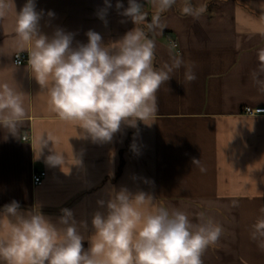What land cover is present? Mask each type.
Listing matches in <instances>:
<instances>
[{
	"label": "crops",
	"instance_id": "1",
	"mask_svg": "<svg viewBox=\"0 0 264 264\" xmlns=\"http://www.w3.org/2000/svg\"><path fill=\"white\" fill-rule=\"evenodd\" d=\"M120 2L128 6V0ZM138 2L151 23L155 9L149 0ZM25 3L14 0L0 19V81L24 93L28 110L18 134L0 128V209L15 200L22 211L36 208L53 223L61 209H70L87 250L93 216L106 215L110 193L122 187L144 191L158 206L185 211L193 223L202 214L221 226L218 242L202 255L203 264H264V250L250 235L264 207V114L242 113L244 107L264 108V91L254 80L258 52L264 49V0H192L206 7L196 19L181 13L178 0L160 14L162 30L150 31L155 67L179 55L194 66L197 79L186 82L182 67L157 92L153 123L122 126L107 143L78 136L74 124L51 110L27 62L13 63L15 14ZM110 3L101 20L104 0H35L42 12L40 31L48 36L57 28L71 32L74 45L87 43L89 30L105 44L118 41L136 25L119 14L117 0ZM49 11L54 15L49 17ZM167 36L175 38L179 53L167 44ZM21 53L28 57L27 51ZM40 133L51 134L65 153L63 169L46 163L51 141L39 153ZM24 134L28 140H21ZM41 171L45 175L35 186L32 174Z\"/></svg>",
	"mask_w": 264,
	"mask_h": 264
},
{
	"label": "clouds",
	"instance_id": "2",
	"mask_svg": "<svg viewBox=\"0 0 264 264\" xmlns=\"http://www.w3.org/2000/svg\"><path fill=\"white\" fill-rule=\"evenodd\" d=\"M155 15L147 24L149 31L163 28L160 14L170 10L178 0H149ZM181 13L199 18L205 6H194L192 0H180ZM14 0H0V19L8 15ZM110 0L98 15L104 20ZM144 5L128 0V6L117 0L115 8L136 27L121 39L105 44L102 36L89 30L87 43L76 42L74 34L57 28L51 36L42 34V12L35 0H26L15 14L14 48L17 56L28 53V70L49 97V106L59 119L79 129L78 136L94 143L113 140L122 126L151 125L158 112L157 92L174 73L184 68V79H197L194 66L179 55L170 63L154 67L156 43L142 27L146 22ZM122 9V11H120ZM54 13L48 12V16ZM124 22V21H122ZM255 83L264 91V49ZM28 110L24 93L8 82L0 81V128L18 134ZM53 146L46 157L50 166L67 164L65 153L56 147L48 133L36 136L39 153ZM199 165L200 160H193ZM103 207L104 200L98 201ZM107 213L96 212L92 219L94 234L84 250L85 237L78 230L70 209H61L57 223L36 208L22 211L13 200L0 209V264H203L202 255L218 242L222 228L212 219L193 223L188 213L178 208L158 206L154 197L144 191L135 193L122 187L113 190L106 202ZM251 226V238L264 250V207ZM82 226L84 222H81Z\"/></svg>",
	"mask_w": 264,
	"mask_h": 264
},
{
	"label": "built area",
	"instance_id": "3",
	"mask_svg": "<svg viewBox=\"0 0 264 264\" xmlns=\"http://www.w3.org/2000/svg\"><path fill=\"white\" fill-rule=\"evenodd\" d=\"M167 44L172 48L176 53H179L177 41L173 37H166ZM28 61V57L26 54L20 53L19 56H17V53L13 55V63L15 65H22L25 62ZM242 113L248 116H254L258 114H264V108H256L251 109L250 107H244L242 110ZM21 140L25 141L28 140V136L24 134L21 136ZM44 172H34L32 174V184L33 185H39L41 183L42 178L44 177Z\"/></svg>",
	"mask_w": 264,
	"mask_h": 264
},
{
	"label": "trees",
	"instance_id": "4",
	"mask_svg": "<svg viewBox=\"0 0 264 264\" xmlns=\"http://www.w3.org/2000/svg\"><path fill=\"white\" fill-rule=\"evenodd\" d=\"M149 23V21L148 20H146V22H145V24H143L141 27L144 29V31L147 33V35H148V38H151V34H150V31L148 30V28H147V24ZM154 67H155V65H154ZM127 144H128V142H127ZM121 167V166H120Z\"/></svg>",
	"mask_w": 264,
	"mask_h": 264
}]
</instances>
